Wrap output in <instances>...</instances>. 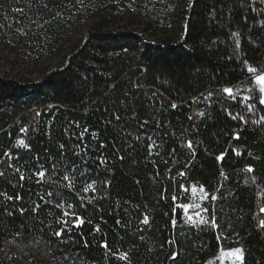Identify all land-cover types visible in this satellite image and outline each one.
Segmentation results:
<instances>
[{"label": "trees", "instance_id": "1", "mask_svg": "<svg viewBox=\"0 0 264 264\" xmlns=\"http://www.w3.org/2000/svg\"><path fill=\"white\" fill-rule=\"evenodd\" d=\"M179 2L0 0V43L40 58L97 19L38 84L0 77V264H208L239 245L242 264H264V104L248 71L264 72V2ZM124 17L169 33L103 30ZM193 185L217 228L177 207ZM65 211L84 222L56 237Z\"/></svg>", "mask_w": 264, "mask_h": 264}, {"label": "rangeland", "instance_id": "2", "mask_svg": "<svg viewBox=\"0 0 264 264\" xmlns=\"http://www.w3.org/2000/svg\"><path fill=\"white\" fill-rule=\"evenodd\" d=\"M190 1L191 0H180L176 12L181 11V9ZM96 22L97 19H90L79 23L67 34L66 40L57 48L55 55L52 57H38L35 54L33 44L29 42L26 43L25 40H23L20 44L0 43V77L29 85L38 84L48 75L50 71L62 66L65 63L66 57L72 51L73 47L82 44L89 38ZM148 23L149 20L147 18L136 19L133 17H124L120 18L110 27L103 30L106 32L110 31L112 33L121 31L137 32L142 34L148 41L151 42H161L166 39V36L169 33H167V30L156 26L154 23H151L152 25ZM260 74H264V72ZM262 98H264V93H261V99ZM196 187L198 191L194 198L191 197V203L202 205L205 199H200V196L202 195L199 192L200 187ZM189 215H193L192 210L189 211ZM194 219L197 218L194 217ZM235 248L242 249L244 257V250L241 245L231 248H223V250L229 251ZM242 263L243 258L240 260L233 256H226L221 259L220 251L208 260V264Z\"/></svg>", "mask_w": 264, "mask_h": 264}, {"label": "snow or ice", "instance_id": "3", "mask_svg": "<svg viewBox=\"0 0 264 264\" xmlns=\"http://www.w3.org/2000/svg\"><path fill=\"white\" fill-rule=\"evenodd\" d=\"M262 2H264V0H262ZM45 7H46V5H45ZM14 11L23 13V9L22 8L14 9ZM248 71L254 75L256 84L259 86V91L261 93H264V74H257L258 70L256 68H252V67H249ZM224 92L228 93L229 95H232L233 90L231 88H225ZM233 98H235V97H233ZM245 99H248V98H245ZM260 103L264 104V98L260 99ZM172 107L175 108L177 106L175 104H173ZM201 115H203V113H201ZM233 118L235 119V117H233ZM117 119H119V117H117ZM145 123H147V122H145ZM20 143L23 144V141H20ZM188 146L191 147V142L190 141L188 143ZM102 147H103V145H102ZM122 158L123 157H121V159ZM222 158H223L222 156L218 157V159H222ZM17 171H19V170L17 169ZM248 171H251V169H248ZM0 175H2V173H0ZM39 175L41 177H43L44 173L41 172ZM222 175H223V173H222ZM21 179H23V176H21ZM65 179H67V177H65ZM88 188H92V185H89ZM88 188H85L84 190L88 191ZM94 190L95 189L93 188V191ZM197 191L198 190H197V187L195 185L192 186L190 193H188V190L186 188L184 189V192L186 193V195L189 196V197H192V198H194L196 196ZM199 192L202 194L200 196L201 200H204V199L207 198L208 193L205 191L203 186H200ZM49 195H51V193H49ZM172 199H173V201H176L177 197L173 196ZM212 199L215 200L216 197L212 196ZM38 207L39 206L37 205V208ZM60 207H63V206L60 205ZM177 207L182 209L184 215L186 216L187 221L191 222L193 224V226L196 227V228H199L201 225H205V226H209L210 225L212 228H217L218 227V225L216 224L215 218H213L211 221H209L207 217L202 216V213L207 212V208L203 207L201 204L182 203V204L178 205ZM190 210H192L193 215H189V211ZM21 211H23V210H21ZM63 217H69L70 219L72 217H74V219H71V223H70L69 219L61 218L58 221V223L63 225V227H61L59 230L53 231V235H55L56 237H62L65 234L66 231H70V229L73 228V227L79 228L84 222L82 217L75 216L74 213H69L67 211H65L63 213ZM194 217L197 218V219H194ZM143 223H145V224L148 223V218L147 217L144 218ZM172 223H173V225H175L176 221L173 220ZM260 224H261V226H264V220H261ZM218 239H219V237H218ZM87 246H88L87 241H85L84 242V247H87ZM102 247H104L107 250V248H108L107 243L105 242L102 245ZM226 256H233V257H236V259L242 260L243 251L240 248H235V249H232V250H229V251H224L223 247H221L220 258L222 259V258H224ZM123 258L126 259L127 258L126 255ZM172 258L175 259L176 255L174 254Z\"/></svg>", "mask_w": 264, "mask_h": 264}]
</instances>
